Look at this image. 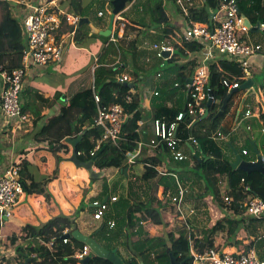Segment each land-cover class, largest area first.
<instances>
[{"label":"trees","instance_id":"trees-1","mask_svg":"<svg viewBox=\"0 0 264 264\" xmlns=\"http://www.w3.org/2000/svg\"><path fill=\"white\" fill-rule=\"evenodd\" d=\"M222 1L202 0L201 4L189 10L186 20L192 23L207 25L211 31L215 30L225 19V15L220 12ZM236 3L241 15L247 18L253 26L258 23L264 24V0H236ZM170 4L176 7L177 13H182L176 4V0H145L143 2L139 1L134 5V10L142 13L134 21V24L140 26L141 30L128 45L120 40L119 31L115 32L114 37L105 38L100 36L104 39L103 46L96 67L90 71L91 80L90 77L86 76H84V80L80 79L81 84L83 82L82 87L70 96L69 103L62 105L59 114L50 117L47 123L41 127V130L36 133L35 138L39 143L46 142L47 148L54 153L60 149H65L69 153L71 146L65 143V140L67 138H77L86 132L77 147V151L81 153L79 158L82 161L91 160L93 158L91 153L104 132L102 128L95 125L97 116L96 94L104 105L121 104L132 116L124 122L117 144L103 143L101 145L98 153L102 149L103 151L95 162L94 167L99 171L117 167L119 174L124 179L131 178L125 174L126 166H124V162L128 154L136 149L139 141L137 130L143 113L142 109L139 108L141 95L135 92L133 94V101L126 103V97L131 94L132 89L119 83L116 77L129 70L135 84L133 90L136 89L137 81L146 72L142 61L145 60L147 52L142 49V46L148 37L147 32L149 30L162 29V35L158 41H181V45H177L178 53L170 58L172 62L178 61V56L186 55V53L194 54L200 52L204 47L201 43L186 42L183 39L182 30L170 23L168 8ZM105 5V3L100 2V8ZM12 6L17 5L7 0H0L2 11L0 20V73L4 71L11 72L20 68L23 52L26 47L21 22L14 14ZM140 6L143 8L142 11L139 10ZM59 8L67 14L76 17H87L84 0H59ZM147 20L149 23H147ZM117 24L118 21H116ZM85 25L79 26L77 31L80 32ZM106 27H108V24ZM132 31L134 29H129L128 25H124L125 35L132 33ZM128 34L124 36L127 37ZM92 36L96 37L97 35L94 33ZM77 38L76 36V44H83L84 40L81 41L80 39L77 41ZM230 63L233 65V61ZM223 64L225 65L226 63L221 62V65ZM234 65L237 69L233 70V73L240 75L241 70L236 64ZM196 67L197 64L195 62V64H190L188 68H184L183 72H179L177 80L180 83V87L186 90L189 89L187 84H189V80L193 76ZM159 70V66L155 64L148 71L159 72ZM209 72L208 90L214 94L215 103L210 108L209 116L200 122L211 121L212 126L215 127L229 111L234 96L237 93L232 95L223 114L216 118L224 99L228 96V92L222 85V79L225 75L219 72V67L215 62H212L210 65ZM176 89L178 87H174V84H172L171 91ZM165 90L166 88L163 87L159 89L158 96L155 97L154 103L157 105L156 117L165 118L171 122L183 110L166 107L160 103L161 93L165 95ZM34 96L37 100H33L30 97V99H25L22 109L25 114L32 113V116L36 119V123H39L44 117L40 105L52 108L55 103L44 98L37 91L34 93ZM60 96L61 94L55 96L56 102L59 101ZM240 114L242 115V112ZM262 121V128H264V116ZM200 122H194L193 129ZM188 124L189 119L187 117L180 123L178 128V137L181 138L187 148L191 146L188 140L193 136V129L189 130ZM195 139L197 142L195 147L198 149V152H195L191 160L196 164L197 169L192 170L190 163L185 161L178 163L181 164L179 169L182 170V173L178 174L182 179L193 178L192 182L197 185L199 191L198 199L203 200V204L214 219V224H210V230L203 229L202 232L198 233L195 244L196 249L200 251L210 247L218 248L215 246V241L218 239V233L224 231L225 225H222L226 220V216L223 213L224 209L233 214L241 215L243 222L260 221L246 216V208L243 206V202L247 199L248 194L242 188V180H244L245 185L251 188L253 194L264 200V176L260 173L246 174L242 171L233 170L231 160L225 155L221 146L212 136L200 135L195 136ZM233 146H231L232 149L244 157L243 150H239L236 147L233 148ZM246 148L254 154L251 141L247 143ZM164 153L168 154L165 148L163 151H160V158H156L153 161V163L160 162L161 168H164L163 162H161ZM26 154L22 153L18 158V163L21 166L20 179L24 185L25 192L28 195H41L47 201H50L52 194L49 190V185L58 178L61 158L59 156L56 157L57 164L54 173L47 176L40 174L33 164V160L27 158ZM168 172L177 173L176 170H168ZM142 179H130L128 184L129 192L120 193L119 197L117 196L116 210L118 213L115 214V217H118L115 219L117 222L116 229L111 230L109 228V219H107L108 215H106L104 218L106 222L98 230L102 231L103 229L104 231V229H107L111 240L109 241L105 237L102 240H106V242L112 241V245H101L109 251L117 250L118 252L119 247H125V250L129 253V256L126 258L127 260L124 259L125 257H121L125 264H171V254L179 262L189 264L188 231L184 227H173L169 223L168 215L175 213V208L172 204L164 203L160 199V196L164 195L169 189L175 192L173 178L162 176L158 170L149 168ZM120 188L119 186L114 187V193L118 192ZM164 189L166 191H163ZM134 191L145 195L146 199L138 201L134 195ZM226 196L232 198L233 204L231 206L225 203L224 198ZM146 223L156 227L160 231V234L153 238H147L149 236L146 228L143 226ZM241 227L243 226H240L238 222L235 229L232 228V230L231 223L228 224L226 226L228 233L226 240L234 238L233 245L239 246L240 249L256 250V242H249L248 249H244L242 246L245 244H242L239 239L236 240L237 236L240 237V232L243 230ZM21 228L19 237L14 235L6 238L8 241L7 248L10 251L15 249V255L3 259L0 264H74L71 258L74 257L77 249L85 245L73 237L69 238L70 242L68 244H64L63 238L66 236L63 234L64 230L68 229L71 233L78 229L77 216L75 215L71 217L60 215L40 226L24 225ZM230 232L232 235H229ZM94 235L92 234L91 236L94 237ZM260 258L264 259V256L260 255ZM90 264L112 263L107 259L94 256Z\"/></svg>","mask_w":264,"mask_h":264},{"label":"built area","instance_id":"built-area-1","mask_svg":"<svg viewBox=\"0 0 264 264\" xmlns=\"http://www.w3.org/2000/svg\"><path fill=\"white\" fill-rule=\"evenodd\" d=\"M18 6H24L28 12L21 22L23 28V36L25 40V49L21 67L11 72L4 71L0 73L3 80V88L0 91V113L9 119L18 120L21 123L28 121L29 115L25 114L22 109V91L24 88V77L30 68H41L48 66L51 63L62 61V57L66 50L68 42L75 43L76 33L80 26V17L67 14L59 8V0H7ZM137 1V0H136ZM202 0H176L177 6L182 13L180 17L183 21L182 34L186 42H197L203 45V49L209 47V53L203 61L197 65L192 79V84H187L189 87L186 103V113L180 112L176 118L169 122L165 118H157L156 115L151 120V130L146 134L145 120L142 113V119L139 121L137 133L139 141L133 152H130L126 157L124 166L132 175L129 176L133 180L143 178L147 169H156L162 176L173 178L175 183V192L169 189L160 199L164 203H170L175 208V213L168 215V221L173 227H177L178 223L188 231L189 242V264H264V259L256 250H237L234 252L225 249L210 247L204 250H197L195 240L196 234L193 231V217L197 216L196 209L188 207V195L190 183L182 179L178 173L168 172L167 169L161 168L160 163L154 164L153 160L159 157L160 151L167 149L170 158L174 162L182 163L188 160L183 149L187 148L178 137V128L180 123L188 117V129H193L194 122H200L206 112L207 102L210 98L208 90L209 67L208 59L212 58L214 52L222 56H226L233 60L241 70L236 81L225 77L222 79V85L227 89L228 94L235 89H240L242 82H246L252 75L251 60L260 53L264 52L260 44L251 42L246 37L250 34L249 27L245 24L244 16L241 15L236 0H223L221 5V13L225 15L222 24L215 30L211 31L207 25L201 23H192L187 21L189 10L201 4ZM133 6V3H132ZM140 11L143 8L140 6ZM122 14V13H121ZM121 14L117 17L119 31L124 33V25L122 24ZM99 17H104L103 12L98 13ZM115 21V25H116ZM264 24H261V28ZM179 28V27H178ZM177 45H181V41L163 40L159 42H144L142 48L153 52L154 58L164 62L177 54ZM202 49V50H203ZM162 52H170V57L165 59ZM191 54V53H186ZM151 58L146 60L147 64L151 63ZM162 65L159 66V68ZM160 78V73L157 74ZM116 80L121 84L133 83V77L129 72H124L116 77ZM243 83V84H244ZM180 87L179 84L175 85ZM133 92V89H132ZM154 96H158V91H154ZM133 101V95L129 94L126 97V103ZM142 108V98L140 97ZM95 102L97 108V116L95 125L103 129V135L97 141L95 149L91 155L94 157L103 143L117 144L120 136L121 128L127 119L131 118L132 114L128 113L121 104L104 105L98 95L95 94ZM215 102V101H214ZM245 111V110H244ZM252 111L248 109L245 112L246 117H250ZM264 132V129H263ZM223 137L222 134L213 136L217 140ZM192 145H197L194 136L188 140ZM247 150H243V155H248ZM81 153L78 152V156ZM263 156V155H262ZM264 161V156H263ZM143 170L140 174L137 168ZM21 166L19 163L11 165L2 176H0V228L4 223V219L11 218L18 205L21 196L25 194V188L20 179ZM242 188L248 194L247 199L243 202L246 208V216L254 220L264 219V200L252 193L249 186L244 184L242 180ZM163 191H166L165 189ZM228 206L233 204L231 197L224 198ZM118 197L114 196L110 202L115 203ZM95 210L93 219L95 221H103L108 210L109 203L97 201L93 204ZM177 215V216H175ZM109 228H115L114 221H108ZM149 224H143L147 228ZM153 227V225H152ZM154 228V227H153ZM152 228V229H153ZM70 231L64 230L63 234L68 235ZM0 235V241H1ZM264 240V236L258 240ZM64 244L70 242L69 238H63ZM1 251V250H0ZM15 253L12 254V256ZM95 255L91 248L85 244L82 248L77 249L73 258L74 264H83V260L90 257L91 260ZM1 258V257H0ZM181 263V262H180ZM184 264V263H181Z\"/></svg>","mask_w":264,"mask_h":264},{"label":"crops","instance_id":"crops-1","mask_svg":"<svg viewBox=\"0 0 264 264\" xmlns=\"http://www.w3.org/2000/svg\"><path fill=\"white\" fill-rule=\"evenodd\" d=\"M39 0H35L37 3ZM101 1V0H99ZM111 0H104L103 2H110ZM136 4V0H134L133 5ZM199 5V4H198ZM14 10V14L19 19V21L22 20V18L30 13V10L28 12L27 8L24 6H12ZM94 7H97L95 5ZM120 18L122 19V24L128 25L129 27H132L134 31L132 33L128 34L127 37H125V32L122 33L119 31V28L117 25H114L113 30V36L115 32L119 31V38L121 41H123L126 45L131 40H134L137 36V33L141 30V27L134 24V21L137 17V11L134 10V6H132V3L130 5H127ZM176 8V7H175ZM174 10V9H173ZM103 12L102 10L98 9L96 11L98 19L104 18L99 17L98 13ZM177 12V11H176ZM136 14V16H135ZM105 15V13H104ZM179 17L180 14L178 13ZM89 19L90 24H92L94 27H96L99 30H106L108 27L103 28L100 26H97L94 24L92 19L90 17H86ZM178 17H175L177 19ZM178 20V19H177ZM176 20V25L179 28H183L184 24L180 17V21ZM90 27V31H92V28L90 25L86 24ZM253 26V25H252ZM257 25L253 26L256 27ZM261 33H264V28H260L259 31L250 32L248 35V39L255 43L260 44L264 49V35ZM125 35V36H124ZM76 36H80V32L77 31ZM76 39V38H75ZM81 39V38H80ZM148 41V39L145 40V42ZM148 42H159V41H148ZM93 48L97 49L100 54L102 49V43L101 42H94ZM76 43L71 44V42H68L66 48L68 46H76ZM85 48V47H84ZM141 49V48H140ZM209 47H206L200 52L194 53V54H186L178 56V61H170L165 60L164 62L159 61L154 58V54L151 57V53L148 52L147 57L151 58V63L147 64L144 60L143 66H145L146 70H150L155 64L158 66L162 65L160 67L159 72H152L151 71V77L146 80V78L142 77L137 82H143V88L141 90H133L131 94L133 95L135 92H138L139 95H141L142 98V112L144 116L145 122V128H146V134H149L151 130V120L156 115V108L157 105L155 102L154 91H159V89L166 88L165 95L161 93V100L160 103L165 105L166 107H171L175 109L183 110L186 107L187 103V97H188V90L182 87H178L176 90L171 91L172 84H180L177 80V76L179 72H183L185 69L188 68L190 64H200L203 59L207 56L209 53ZM99 57V56H98ZM98 61V59H97ZM233 60L226 56H222L218 54L217 52H214V55L212 58L208 59V67L210 68V65L212 62H215L219 67V72L223 73L225 77L231 78L232 81H236L239 77V74L233 73V70L237 69L235 67V63L233 65L230 63ZM221 62H225L226 66L223 64L221 65ZM97 63V62H96ZM47 67V66H46ZM46 67L41 68H30L27 72V75L24 77V91L28 93V89L32 87L33 85V91L30 93L28 97L22 96V104H24L25 99H33L37 100L34 96V93L37 91L41 95L44 96V98L49 99L55 105L51 108L48 106H41L42 114L44 115L43 119L39 121V123H36L35 117L32 115L29 116L28 121L21 123L18 120L15 119H9L6 116L2 115L0 113V176L4 174V172L7 170L8 167H10L12 164H17L19 162L18 158L23 153H27V158H30L33 160V164L36 166V168L39 170L40 174L50 176L54 173L57 161L54 155L50 152V150L47 148L46 142L39 143L35 135L41 130V127L44 126L48 119L52 116L58 115L61 109V106L64 104L69 103V94H61L59 91L56 92V90H53L51 93H43L39 87L40 79H42L45 75L44 71H40L43 68L46 69ZM96 67V64L91 68L94 70ZM251 71L252 75L249 79H252L254 81V88L256 92L249 96L243 105L242 115L239 113V108L241 101L245 98V94L247 91L240 90L239 92H236L237 94L234 96V99L231 103L229 111L226 113L225 117L221 119L219 124L217 126H212L211 121H204L197 124V126L192 130L193 136H200V135H206V136H216L217 134H222L223 137L217 139L216 141L221 146L223 152L225 155L231 160V163L235 161L236 155L235 151L232 149L231 146L238 148L239 150H247L249 153L248 155L244 156L243 158L248 161H255L256 158H253V155L251 154V151L246 148L247 143H254L260 153L264 155V132L262 128V118L264 116V52L255 55L251 60ZM126 72H129L127 70ZM238 72V70H237ZM160 73V78H157V74ZM210 73V72H209ZM248 79V80H249ZM80 78L78 79V81ZM3 88V80L0 75V91ZM73 86L71 87V92L73 89ZM23 91V92H24ZM26 93V94H27ZM147 93V94H144ZM55 94V95H54ZM61 94L60 99L58 102H56V95ZM62 96L65 97V100H62ZM145 96H148V99H145ZM30 97V98H29ZM37 104V102H36ZM245 108V111H243ZM250 109L252 111V115L250 117L245 116V112ZM29 114V113H28ZM217 116V115H216ZM217 118V117H216ZM233 144V145H232ZM72 153V148H70ZM184 153L188 157L187 162L190 163L191 169H197L196 164H194L191 160V158L195 155V152H198V149L195 147V145H192L188 148L183 149ZM160 155V154H159ZM25 156V157H26ZM161 156V155H160ZM164 157L162 158L161 162L166 161L170 158L169 154L164 153ZM71 157V154L69 155H60L61 162L59 163V174L58 178L54 180L49 185V190L52 194V198L50 201H47L45 197L41 195H28L26 192L23 196H21L20 200L18 201L17 209L14 213V215L4 220V223L2 224L0 228V235H1V241L5 244L3 250H1L0 253V262H2L3 259H6L8 257H11L13 253H16L15 249L11 250L7 248V239L11 236H17L19 237L21 234V227L24 225H32V226H40L49 220H51L54 217H58L60 215L65 216H74V214L78 211L81 204H89V208L93 209L94 213V202L102 201L106 197L108 198L109 203V210L106 215L108 221H114L117 226V222L115 220V214L118 213L116 210V204L110 202V199L114 196H118L120 193H127L129 192L128 184L130 182V179H124L119 184H115V187H121L118 192L114 193V187H111L110 195L103 196L102 198H99V196L104 194V190L98 189L96 186L94 190L90 191H84L88 188L90 178L86 170L83 168H77L74 163H72L69 158ZM248 157L249 159H246ZM155 161V159L153 160ZM160 162H154V164H158ZM181 164H178L180 166ZM173 167V166H171ZM177 167V166H175ZM178 169V168H177ZM99 171L98 169H96ZM137 171L141 174L142 169L141 167L137 168ZM177 172V171H176ZM116 176L119 174V170L115 171ZM178 173V172H177ZM134 176L132 175L131 171L127 173V176ZM112 177L110 178V180ZM115 180V179H114ZM133 180V179H132ZM137 180H143L142 178H138ZM186 180V179H185ZM193 181V180H192ZM87 185V186H86ZM134 195L138 201L145 200L146 196L142 195L140 193H137L134 191ZM119 197V196H118ZM133 203V202H132ZM199 204H203V200L198 199ZM204 205V204H203ZM205 209H207L205 207ZM87 212V211H85ZM82 213V215L85 214ZM207 213V212H206ZM224 215L226 216V220L222 224L224 226V231L218 233V239L215 241V246L220 249H225L230 252H234L237 250H240L239 246L233 245L234 238L232 240H226L227 236V228L228 224L231 223V229H235L236 225L229 221L227 218L228 214L232 213L227 210H223ZM233 214V213H232ZM195 217H193L194 220ZM99 222V221H97ZM104 220L102 223H105ZM200 222H197L196 224L192 222L193 224V231L196 234V237L198 238V233L202 232L203 229H211L209 222H204L206 224L205 228H202L201 225H199ZM115 228L113 229H116ZM147 227V234L149 238H153L154 236H157L160 234V231L156 227ZM201 227V229H199ZM78 228V226H77ZM153 228V229H152ZM112 229V230H113ZM232 229V230H233ZM79 230V229H78ZM151 230V231H150ZM80 231V230H79ZM149 231V232H148ZM81 232V231H80ZM82 233V232H81ZM84 235H90L85 234ZM229 235H232L231 232ZM16 237V239H17ZM239 239L242 242V238L238 237L236 240ZM97 241V240H96ZM24 243H26L24 241ZM6 249L7 252L4 251ZM2 251L4 253L2 254ZM118 252V251H117ZM119 252L125 257V254L121 251L119 248ZM128 256V254H127ZM127 256L125 258H127Z\"/></svg>","mask_w":264,"mask_h":264},{"label":"rangeland","instance_id":"rangeland-1","mask_svg":"<svg viewBox=\"0 0 264 264\" xmlns=\"http://www.w3.org/2000/svg\"><path fill=\"white\" fill-rule=\"evenodd\" d=\"M103 1L104 0H101V1L84 0V5L87 11V16L92 19L94 24L100 27H106L107 24L109 25L110 15H111L112 8H113L111 5V1L110 2H103ZM139 1L143 2L145 0H138V2ZM100 2L105 3L106 5L100 8ZM138 2L136 1V4ZM95 5H97V7H94ZM168 8H169L170 23L177 27L176 20L178 19L177 21H180V17L178 13L176 12V8L171 4L168 6ZM98 9H101L104 11L105 13L104 18L98 19L97 14H96V11ZM136 14H137L136 18H138V15L142 13L137 12ZM1 16H2V11L0 8V20H1ZM175 17H178V18L175 19ZM147 23H149L148 20H147ZM89 29L90 27L85 25L80 31V36L77 38V41H79L80 38H81V41L84 40L83 44H77L74 47L68 46L64 52L62 61L58 63H51L47 67L45 66L46 69L43 68L42 70H40L41 72L42 71L45 72V75L42 79H40V84H39V87L43 93L48 94V93H51L53 90H56V92L59 91L61 94H64V95L68 93L70 97L73 93L77 92L82 87L83 82L81 84L80 80L78 81L79 78L84 80V76H86V77H90V80H91L90 71H92L91 68L96 64L98 56H99L98 54L99 51L93 48V45H94L93 43L101 42L103 46L104 39L101 38L100 35L98 34H96L97 35L96 37H93L92 35L94 33L90 31ZM129 29H132V27H129ZM261 34L264 35V33H261ZM147 35L148 37L146 39H148V41H158L159 37L162 35V29L149 30V32H147ZM246 39H248V36L246 37ZM75 43H76V39H75ZM142 49L147 52V55H148V52L151 53L150 55L152 57L153 52H150L149 50L144 49V48ZM147 55H146L145 61L148 58H150V57H147ZM143 62L144 61H142V64ZM27 72H26V75H27ZM143 77L146 78L147 80L148 78L151 77V72L146 70V72L143 73ZM143 84H144L143 82L142 83L137 82L136 90L142 91V88L144 87ZM33 85L34 84L32 83V87L28 89L27 94L23 88V91H24V92L22 91L23 97L24 96L28 97L30 93H32ZM72 86H73L72 88L73 90L69 92ZM144 94H147V93H144ZM145 99H148V96H145ZM31 115L32 113H29V116ZM50 152L54 155L55 158L58 156L60 157L61 154L63 155L71 154V150L68 153L67 150L65 149H60L56 153H54L53 151H50ZM251 154L253 155V158L254 157L256 158V155H254L255 153L253 154L251 152ZM158 158H160V155ZM246 159H249V158L246 157ZM163 167L164 169H167L170 171L176 170L179 174L182 173V170L179 169L178 162H174L171 158L167 159L166 161L164 160ZM116 170H118L117 167L104 170L105 176L100 180L90 179L89 186L84 191L94 190L96 186L98 189L104 190V194L99 196V198H102L103 196H106V195H110L111 187L112 186L115 187V184H119L121 181L124 180V178L120 174H118L115 178ZM111 177L112 179L110 180ZM192 180L193 178L187 179V181L191 184L189 188V195H188L187 203H188V207H191V208L194 207L196 209L197 216L194 218V220L193 218H191L190 220H193L195 224L197 222H200L199 225H201L202 228H205L206 224H204V222L207 221L210 224H214V219L210 216L209 210L205 209L206 206L198 203L199 191H198L197 185L193 183ZM84 212L85 214L82 215V213ZM74 215L77 216V226H78V229L82 233L94 235L95 232L100 230L101 226L103 225L101 221L97 222L93 219V209L89 208L88 203L86 205L81 204L80 208ZM227 216H228L227 218L229 219V221L233 222L236 226L238 222L240 226H243L241 227V229L243 230L240 232L241 233L240 238H242V240L244 241V242L241 241V243L245 245L242 247H244V249H248V245L250 244L249 242L254 241L257 244L256 251L259 252L260 255L264 256V240L263 239L258 240L259 238L264 236V219L260 221H254V222H251V221L243 222L241 215L230 213ZM117 217L118 216L114 218L116 219ZM148 227H150V225ZM177 227L181 228L183 226L181 223H178ZM199 229H201V227H199ZM109 234H108L107 229H104V231L102 229V231H98V233L94 235V238L100 243V245L102 244L103 246H111L112 241L106 242V240H102V238L105 237L107 240L110 241L111 239H110ZM4 246L5 244L2 243V241H0V250H3ZM119 248L125 254V257L127 256V254L129 256V253L127 252V250H125V247L121 246ZM4 251L7 252L6 249H4ZM4 251H2V254L4 253ZM117 254L120 257L124 258V256L120 252H117ZM124 259L127 260L126 258Z\"/></svg>","mask_w":264,"mask_h":264},{"label":"water","instance_id":"water-1","mask_svg":"<svg viewBox=\"0 0 264 264\" xmlns=\"http://www.w3.org/2000/svg\"><path fill=\"white\" fill-rule=\"evenodd\" d=\"M167 1H172V0H167ZM133 2H134V0H112L111 5L113 7V10L111 12L109 25H108V28L106 30L97 29L92 24H90V21L87 18H81L80 26L88 24L91 26L93 33L98 34V35L103 36V37H106V38L112 37L114 25H115V21H116L117 17L126 9L128 4H131ZM244 19H245V24L249 27L251 32H255V31L260 30L261 23H258L256 27H253L251 22L247 18L244 17ZM162 56L165 59H168L170 57V52H162ZM189 84H192V79L189 80ZM124 85L128 86L131 89H133L135 86L134 83L124 84ZM240 90L247 91V92L245 94V98L241 101L239 113L243 108L245 100L249 96H251L252 94H254L256 92V90L254 88V81L252 79H249L244 84H242L240 89L232 90L228 94V96L224 99L222 107H221V109L218 112L216 117H219L223 114V112L227 108V105H228L232 95L236 92H239ZM209 96H210V98L207 102V109H206V112H205L203 119H206L209 116L210 108L215 103L214 102L215 101L214 94L211 91H209ZM62 100H65L64 96H62ZM186 111H187V109L185 108L184 112L186 113ZM85 133L86 132L82 133L77 138H67L65 140V143L69 144L72 148V153H71V157L69 158V160L72 163H74L77 168H83L84 170H86L90 179L100 180L105 176V171H97L96 168L94 167V164L97 161V159H98L99 155L101 154V152L103 151V149L89 161H82L78 156L77 147H78L79 143L82 141ZM251 145H252L254 153L256 155V160L255 161L245 160L238 152H235L236 158H235V161L231 163V167L233 170L242 171L246 174L260 173L261 175L264 176L263 156L254 143H251ZM127 173H128V171L126 169L125 170L126 176H127ZM107 201H108V198L106 197L103 200V202H107ZM4 220H7V219L5 218ZM65 237L66 238L73 237L76 240H78L84 244H87L91 248V251L93 252V254L95 256L103 258V259H107L112 264H125L124 261L122 260V258L117 254V250L109 251V250L105 249L102 245H100L96 241V239L93 236L84 235L78 229L72 231L71 233H69ZM170 258H171V262H170L171 264H181L173 254L170 255ZM71 261H75V258H71ZM90 262H91L90 257H87L86 259L83 260V264H90ZM141 264H143V263H141Z\"/></svg>","mask_w":264,"mask_h":264}]
</instances>
